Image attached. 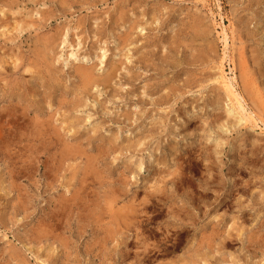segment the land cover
I'll list each match as a JSON object with an SVG mask.
<instances>
[{
  "label": "rangeland",
  "instance_id": "374dc122",
  "mask_svg": "<svg viewBox=\"0 0 264 264\" xmlns=\"http://www.w3.org/2000/svg\"><path fill=\"white\" fill-rule=\"evenodd\" d=\"M0 264H264V0H0Z\"/></svg>",
  "mask_w": 264,
  "mask_h": 264
},
{
  "label": "bare ground",
  "instance_id": "6f19581e",
  "mask_svg": "<svg viewBox=\"0 0 264 264\" xmlns=\"http://www.w3.org/2000/svg\"><path fill=\"white\" fill-rule=\"evenodd\" d=\"M62 16V15H61ZM120 17V16H119ZM52 20V19H51ZM14 25V24H13ZM11 26V25H10ZM138 28V27H137ZM110 31H111V29H110ZM65 32H67V31H65ZM65 41V40H64ZM63 44L64 43H66V42H62ZM67 44V43H66ZM64 46H65V44H64ZM104 57V56H103ZM90 67V66H89ZM89 67H87V66H79V65H76V67H75V72L77 73V75H78V77L82 80V83H83V85H89L91 82H93V83H95V82H97L96 80V78L95 79H93V76H92V72H91V68H89ZM92 67V66H91ZM113 67H111V69H112ZM110 69V68H109ZM114 70V69H113ZM115 71V70H114ZM112 72V71H111ZM109 74H110V70H109V72H108ZM113 73H115V72H112V74H111V76L113 75ZM108 74V75H109ZM107 75V76H108ZM222 76V75H221ZM109 77V76H108ZM111 78V77H110ZM223 78V85H224V87L226 88V90L228 91V93L231 95V98H232V101H233V103H234V101H235V103H237L236 105H237V107H239L240 108V110L243 112V118H244V120H245V122L246 121H249V120H251L253 117H251L250 115H248L246 112H245V107H244V105L242 104V102H241V96L237 93V92H235L234 91V88H233V84H232V80L230 79V78H226L225 76H223L222 77ZM107 81V80H106ZM109 81V80H108ZM104 82H105V80H104ZM235 86V85H234ZM243 98V97H242ZM243 100V99H242ZM244 101V100H243ZM59 103V102H58ZM238 109V108H237ZM242 112H240V113H242ZM253 115V114H252ZM43 128V127H42Z\"/></svg>",
  "mask_w": 264,
  "mask_h": 264
}]
</instances>
